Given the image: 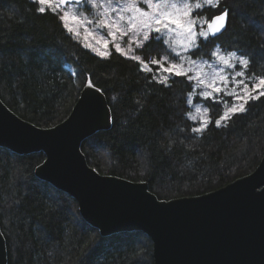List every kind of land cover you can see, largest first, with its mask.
I'll return each instance as SVG.
<instances>
[{"label":"trees","instance_id":"16d2710c","mask_svg":"<svg viewBox=\"0 0 264 264\" xmlns=\"http://www.w3.org/2000/svg\"><path fill=\"white\" fill-rule=\"evenodd\" d=\"M33 0H0V98L18 116L40 127L65 119L90 78L105 94L112 127L86 138L81 149L101 174L146 181L159 199L215 190L255 169L264 154V102L234 126L217 128L224 111L209 108L203 132L189 113L185 77L171 88L110 48L101 58L52 13ZM227 32L217 41L246 53L264 74V0H224ZM215 9L199 11L211 15ZM228 45H231L228 47ZM146 61L155 52L136 49ZM207 58V57H205ZM43 152L18 155L0 147V227L8 264H154L152 240L142 231L101 236L81 217L77 202L34 175Z\"/></svg>","mask_w":264,"mask_h":264},{"label":"water","instance_id":"95a60500","mask_svg":"<svg viewBox=\"0 0 264 264\" xmlns=\"http://www.w3.org/2000/svg\"><path fill=\"white\" fill-rule=\"evenodd\" d=\"M86 83L68 116L50 127L24 120L0 98V147L43 152L34 175L72 197L101 236L144 232L154 264H264V154L253 171L222 187L159 199L146 181L101 174L88 164L82 142L113 122L105 94ZM0 264H8L1 227Z\"/></svg>","mask_w":264,"mask_h":264},{"label":"snow or ice","instance_id":"6c2138e0","mask_svg":"<svg viewBox=\"0 0 264 264\" xmlns=\"http://www.w3.org/2000/svg\"><path fill=\"white\" fill-rule=\"evenodd\" d=\"M33 2L38 4L37 12L42 15L52 13L70 32L74 29L69 27V18L78 25H84L88 36L92 35L88 31L89 25L95 24V31L109 29L107 35L113 37L112 43L116 52L137 62L143 71L151 73L153 66L160 70L162 78L153 76L150 82L171 88L169 80L173 75L185 77L186 87L200 90L188 93V104H193L191 96H197L203 97L204 102L209 105L215 101V107L221 105L225 107L223 113L214 121L217 128L234 126L238 118L249 114L253 104L264 102V74L257 76L253 72L255 63L253 59L244 52L238 55L237 51H228L221 43H217L228 30L227 25L232 11L228 7H222L224 0H124L123 3L119 0H103L102 3L94 0H33ZM81 3L86 8L94 9L99 18L92 20L79 13L77 9ZM141 3L146 5V10L139 6ZM113 4H116V7H113ZM207 8L216 11L206 17L196 15ZM117 34L122 39L127 38V51L122 49L121 43L115 42ZM87 38L86 36L85 39ZM101 40L104 50L98 48L92 50L99 57L106 59L110 56L108 51L110 41L103 36ZM133 48L144 53L155 52V57L146 61L141 55H128L133 52ZM205 57L208 59H204ZM213 58L215 62L209 63ZM245 77L248 78L244 79ZM85 79L86 87L95 88L90 78ZM249 84L252 90H249ZM231 86L238 89L242 87L243 91H228ZM208 111V107L203 109L204 113ZM196 112H201L199 106H196ZM192 118L196 119L195 116ZM210 122L201 119L198 121L199 126L192 131L203 132Z\"/></svg>","mask_w":264,"mask_h":264},{"label":"rangeland","instance_id":"374dc122","mask_svg":"<svg viewBox=\"0 0 264 264\" xmlns=\"http://www.w3.org/2000/svg\"><path fill=\"white\" fill-rule=\"evenodd\" d=\"M94 2H98V3H102L103 0H94ZM120 3H123L124 0H119ZM140 7L142 8H145L146 10V5L141 3L139 5ZM73 8H76L75 5H72ZM113 7H116V4H113ZM78 12L79 13H83L85 16H87L89 19H92V20H97L99 17L97 16V13L95 12L94 9H89V8H86L83 3H81V5H79L78 7ZM196 15L198 16H202V17H206V14H202L200 12L196 13ZM68 23H69V27H71L72 29H74V31H72L71 33L84 45H91V47H87L89 48L90 50H92L93 48H98L100 49L101 51L104 50V44L101 40V37L103 36L105 39L109 40L110 41V44H109V47H108V51H110V48H115L113 46V37L111 36H108L107 35V32L109 31V29L105 28L101 31H95L96 29V25L93 24V25H89L88 26V31L92 33L91 36H88V33L85 32L84 30V25H78L75 21L71 20V18H69L68 20ZM68 30V29H67ZM114 30V29H113ZM69 31V30H68ZM77 32L79 33V35H77ZM88 37L87 39H85V37ZM115 42H119L121 43V47L124 51H127V48H128V40L127 38H121L119 34L116 35L115 37ZM93 51V50H92ZM94 52V51H93ZM96 53V52H95ZM138 55L137 52H136V49L133 48V52L132 53H129L128 55ZM238 54V53H237ZM239 55V54H238ZM204 59H208V58H204ZM214 58L212 61H209V63H214ZM165 67H167V65H165ZM207 70V69H206ZM239 70V69H237ZM232 70H226V72H231ZM233 76H234V73H232ZM156 76L157 77H160L162 78L161 76V72L158 68H156ZM248 77H245L244 79H247ZM257 81H253V83H255ZM249 90H252V87H251V84H249ZM193 91L195 92H198L200 91L199 89H193ZM228 91H243V88H236L235 86H231L229 87ZM191 100L193 101V104H190L191 106V111L189 113V116L192 118L193 116L196 117V119H193L195 121H198L201 120V119H204V120H208V113H204L203 112V109L206 107L200 100L203 99V97H197V96H191L190 97ZM196 106H199L201 108V112L200 113H197L196 112ZM229 106H231V102H229ZM224 110H225V107H224ZM199 126V124H198Z\"/></svg>","mask_w":264,"mask_h":264}]
</instances>
